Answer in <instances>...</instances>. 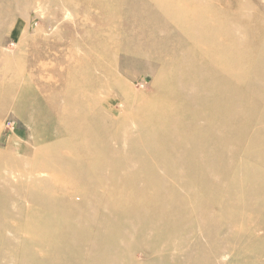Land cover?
I'll use <instances>...</instances> for the list:
<instances>
[{
	"label": "rangeland",
	"instance_id": "374dc122",
	"mask_svg": "<svg viewBox=\"0 0 264 264\" xmlns=\"http://www.w3.org/2000/svg\"><path fill=\"white\" fill-rule=\"evenodd\" d=\"M88 1L0 0V264H103L95 225L66 227L107 202L126 229L164 230L125 250L135 264L159 241L169 264H264V0H174L146 20L156 45L117 37L107 54L73 28L110 34L111 11L157 2H105L99 18ZM48 213L60 229L42 246Z\"/></svg>",
	"mask_w": 264,
	"mask_h": 264
},
{
	"label": "bare ground",
	"instance_id": "6f19581e",
	"mask_svg": "<svg viewBox=\"0 0 264 264\" xmlns=\"http://www.w3.org/2000/svg\"><path fill=\"white\" fill-rule=\"evenodd\" d=\"M66 1V0H65ZM76 2L78 0H75ZM99 1V0H98ZM96 0L95 3H93V6L98 8V10L101 9V11L98 13V15H96L97 17L100 18L101 14L104 15V12L106 11L105 9V2H120L121 0H104L101 2H98ZM143 1V0H140ZM147 1V0H145ZM157 2L156 7H152V6H148L147 4L145 6H133L132 8L128 9V10H116V11H111V13H109V15L105 16L108 17L109 19H111V23H118L117 26L119 25V29H117V31H113L110 34H112V36H110V34H103L105 31V28H107V24H104L105 26L102 28L101 26H98L97 28L99 30H94L92 28L88 29L86 31V28L84 27H76L73 28L75 32L80 31L81 32V41L78 40H74L75 44L77 43H82V44H86L89 41V44L92 45V48H94L95 50L102 51L104 53H106L105 50V42H113L112 40L115 38H119V37H129V36H134L136 35V38L138 39H145L150 45L152 44H157V42L155 41V39H152L151 42L148 41V39L151 36V33L153 31L152 27H148V25L146 23V20H151V18H155V16H158V14L161 13H165L168 14L169 16L166 17L165 19H171V15H172V11L175 9L174 7V0H155ZM12 3V2H11ZM79 3H73L72 9L75 10L76 12L79 11V9H82L84 12L86 11H91V9L89 8L90 5L92 4L91 2H89L88 0H79ZM6 4H9V1L6 2ZM172 8V10L170 9ZM230 8V7H229ZM96 12V11H95ZM94 12V13H95ZM137 14H136V13ZM105 22H106V18ZM248 20L247 19L245 22H243V24H248ZM126 26V27H124ZM87 27V26H86ZM90 27V26H89ZM77 37V36H76ZM112 39H111V38ZM136 38H134L136 40ZM120 41V40H119ZM116 43V42H115ZM122 44V43H121ZM239 44H244V42L242 40L239 41ZM106 47H110V46H106ZM120 48V49H119ZM118 50H123V51H128L129 49L127 48V45H123L122 47H118ZM116 49V50H117ZM112 53L114 55H116V51L113 50ZM107 54V53H106ZM104 56V55H103ZM92 58H90L91 60ZM101 59V58H100ZM88 59V61H90ZM10 61V60H9ZM85 61V62H88ZM84 62V63H85ZM88 64V63H86ZM106 70L108 71V68L105 67ZM89 87L86 85H81L79 84L77 87V91H81L84 90L85 92L87 91ZM80 93V92H79ZM93 102H97V96L95 98V96L93 94L90 95L89 97V102L86 103H82L80 104V108L79 111H87L89 112L91 110V103ZM151 100V99H150ZM150 102V101H149ZM149 103H142L140 104L138 107L142 110H145L148 108ZM76 111H78L76 109ZM38 176H33V182L32 184H30V187H34L35 185L39 186L38 182H36L38 179L36 178ZM30 179V180H32ZM46 180L44 179L45 182ZM48 181V180H47ZM46 181V182H47ZM41 182V181H40ZM45 182V183H46ZM56 196L54 193H50L47 192L42 196H36L35 199L37 202H44L43 198H45V200H48L50 197ZM109 197V195H108ZM39 201H38V200ZM35 208H28L26 210L30 211L33 210ZM95 210L99 211L100 215V219H93L94 214L93 212H95ZM168 210V209H167ZM164 210V211H167ZM173 210V209H170ZM168 215V219L170 218V215L167 213ZM54 216L51 213L48 214H39L38 218H36L39 223L41 224L40 226L43 228V221H47L48 218ZM127 216L126 214H118L117 211H114L113 208L108 206V202L104 204V206H102L101 208H93V209H87L85 211H80L78 212V214L76 215V219L74 221H66L69 222V226L70 227H66L67 229H71V228H76V226L79 225L80 221L81 224L83 223H90L92 226L95 225L94 227L96 228L97 232H98V237L95 240V248H99L100 250H103L104 247L108 248L110 250L111 247V252H107L104 253V255H100L99 261L102 262L103 264H135L133 261H131V256L129 254H126L125 250H130L132 252H136L139 249V244L135 243L140 241L139 239H141V241H143V238H150L152 239L153 237H156L155 233H159L162 234V232L164 233V230H162L161 226H158L156 229L153 226H148L147 229H143V231L138 230L134 231V229H126V225L131 223L130 222H126L123 217ZM93 219V220H91ZM23 223H26L27 225L29 223H31L32 225H35V223L33 222V220L29 217L28 214H26L22 217ZM36 222V220H34ZM164 222V221H163ZM176 223V222H174ZM178 224V223H177ZM76 225V226H75ZM160 225V224H159ZM36 226V225H35ZM41 227L37 228V230L35 229L34 232V237L36 238V243H40L42 246H47V239H46V234L47 233H54L56 234V232L58 233L59 229H58V224H56L55 226L52 227V225H50L49 228H43L44 230L41 229ZM82 229H86L87 233L90 231L89 227H84ZM162 231V232H161ZM74 233V232H72ZM153 234V235H152ZM171 232L168 231L166 232V237L170 236ZM152 244V242H151ZM161 244V247L159 248V250H157L156 252H165L164 254H161L160 256H155L152 253V256H150V260H146V262L143 263H139V264H169L172 260H174V256L175 255H171L170 253L166 254V252H168L170 245L169 243L159 241L155 243V246L159 247ZM163 245V246H162ZM98 249V250H99ZM155 249V248H154ZM154 251V250H153ZM151 251V252H153ZM39 252V251H37ZM117 252V253H116ZM155 252V253H156ZM102 254V253H99ZM213 255H215V253H213ZM200 259V260H199ZM199 261H193V262H188L186 260H184L183 264H211L212 260L210 261L208 259V257L203 256L202 258H199Z\"/></svg>",
	"mask_w": 264,
	"mask_h": 264
}]
</instances>
